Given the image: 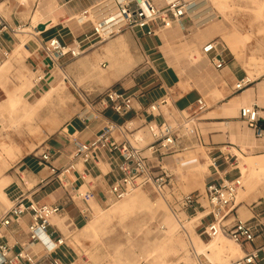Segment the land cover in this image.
<instances>
[{
	"label": "crops",
	"instance_id": "obj_1",
	"mask_svg": "<svg viewBox=\"0 0 264 264\" xmlns=\"http://www.w3.org/2000/svg\"><path fill=\"white\" fill-rule=\"evenodd\" d=\"M107 1L113 3L111 12H118V6L123 1L129 0H0V17L8 26V29L0 34V64L3 61V52L10 55L22 45L27 49V38L21 40L18 38V34L21 36L24 35V31H29L38 45L35 50L23 58L25 67L34 75V81L35 75H42V80L39 83H34L28 100L40 97L54 85L58 87L62 83L65 89H67V84L72 85L85 98L84 104L79 106L75 114L63 120L57 130L47 136L39 146L36 145L33 150L23 155L21 147V157L15 165L14 175L8 176L11 181L4 189L10 206L21 195H25L28 200L38 204H60L63 206V214L52 218L50 226L47 228L52 243H55L59 238L64 240L63 244L51 255V258L58 259L61 264H78V261L72 239L66 237L60 227L65 223L66 228L71 231L82 227L80 231L84 234V229L91 223L84 226L88 219L87 216L92 215L95 211L96 214L103 213V210L111 206L114 201L110 198L108 190L121 177L118 169L121 156L105 149L100 150L95 159L88 163L78 162L76 172L66 175L61 184L51 177L47 165L40 162V155L48 151L51 155L50 162L55 168L59 169L65 166L75 152V142L78 144L90 143L102 129L104 119L117 123H122L124 120L132 121L133 124L138 123L139 127L153 119L156 124L166 123L177 128L179 131L176 132L177 140L173 151L162 156V164L168 171H170V167L183 162L185 155L195 153L196 144L205 151L209 161L213 158L217 160L216 171L220 176L230 173L229 168L233 163L231 161L236 157L233 154V149L246 157L264 156V136L255 138L252 130L239 117V109L251 104H256L260 115L264 117V78L261 81L256 79L244 90L237 91L235 86L247 77V73L235 65L234 59H230L231 53L224 54V51H219L218 44L212 40L206 42L202 48L208 43H214L216 50L206 55L202 53L204 55L202 58L197 56L198 60L194 63L198 65L202 61L200 66L193 64V61L190 62L192 68L189 70L188 80L185 79L182 70L179 71L175 64L169 62L167 53L160 49L161 44L166 45L167 43L166 36L161 37V33L148 37L141 30H126L105 45L102 51L125 43L132 53L131 44H134L139 46L145 55L147 54V61L144 62L145 67L140 74L127 79L122 86H119L131 93L144 89L143 97L134 103V111L124 119L119 118L110 110H103L100 105L91 104L96 96L113 87L120 80H111L105 83L99 79L89 78L90 80H86L84 78L88 77L86 75L88 62L99 59V52H90V49L96 45H88L80 59L67 57L61 61L62 69L59 71L62 76L53 78L55 69H51L50 61L41 52L42 41L53 36H60L65 45H72L73 41L77 42L84 36L91 35V22L81 21V23L76 17L96 9ZM96 19V22L102 21L100 17ZM192 24L193 22L186 14L181 23L173 26L171 31L178 28L188 30ZM121 27L122 23L118 29ZM140 35L153 40L154 44L145 48ZM154 54H157V57H152ZM213 58H217L223 63L221 69L217 70L213 66L211 62ZM103 64L106 65V63ZM208 66H210V71L215 72V75L206 82L201 72ZM148 73L149 75H147ZM144 75L145 78L140 80V77ZM51 78L53 80L48 82ZM49 86L51 87L49 88ZM0 90L2 91V88ZM55 97L56 95L49 103ZM162 98L169 100V104L162 106L159 114L151 118L146 114L148 107ZM199 99L203 100L205 110L196 113L197 100ZM6 101L7 99L0 101V105ZM5 108L4 114L15 113L10 105ZM97 112H101V116H96ZM193 114L198 117H192ZM191 122L199 125L193 129V136L189 135L192 128ZM69 126L73 128V134L68 133ZM137 134L140 135L141 131H138ZM230 149L233 153L230 152ZM144 150L143 148L142 156L149 157V152ZM151 160L147 161V166L157 175L159 173L157 162ZM82 173L86 175V182L80 179ZM214 173L213 169L208 168L207 179H214ZM212 175L214 176L212 177ZM87 181L89 182L87 183ZM79 193L84 194L82 198L77 197ZM69 197H72L73 202L69 201ZM147 201L143 196L135 195L128 201L125 199V202L119 207L113 208V211L129 210L142 202L143 208H147ZM0 203L1 218L10 206L5 210V205ZM172 217L181 223L179 217L176 215H172ZM61 219H65L66 222L62 223ZM30 221V215L25 214L18 223L11 224L3 232V241L13 248L12 253L23 248L32 252L36 264H49L43 258L45 252L43 245L28 243L27 226ZM251 248L252 246H245L241 249L248 251ZM33 249H37L39 252L34 253ZM134 262H137V259L127 254V264H134Z\"/></svg>",
	"mask_w": 264,
	"mask_h": 264
},
{
	"label": "rangeland",
	"instance_id": "obj_2",
	"mask_svg": "<svg viewBox=\"0 0 264 264\" xmlns=\"http://www.w3.org/2000/svg\"><path fill=\"white\" fill-rule=\"evenodd\" d=\"M187 1L190 4L188 9L190 10L193 2L197 1L196 3H201L204 0ZM205 2L203 11L198 15L201 17L193 22L196 27L192 24L188 30L178 28L174 31L168 29L161 32V37L166 36L167 43L166 45L161 44L160 49L167 53L169 62L175 64L179 71L182 70L183 74L186 75H184L185 79L188 80L187 76L189 75L190 68H192L190 63L192 61L189 59L190 55L194 58L197 56L202 58L204 56L202 54V46L212 40L218 44V50L224 51V54L231 53L229 46H233L237 50L238 58L236 59L231 53L232 55H229L230 59H234L235 65L243 69L251 79H260L261 81L264 78V0H226L228 6L226 10H219L216 0H206ZM118 36L119 34L103 44L95 46L90 52L97 51L102 54L103 47ZM20 37V34H18V38ZM140 38L145 48L154 44L153 40L144 38L142 35H140ZM31 39L34 40L35 46L38 47L35 38ZM131 49L132 55L134 53V59L139 61L135 65L138 67L132 69L128 75L126 74L114 86H122L127 79L139 75L145 67L144 62L147 61V54L145 55L140 47L134 44H131ZM17 56L16 50L0 64V88H2V91L0 90V101L7 99L4 103L5 107L9 105L13 107L15 113L11 114V116L15 119L19 117L18 129L21 132L17 137L16 134L12 133L11 124L9 123L11 119H7V122L3 121V130H0V145L3 142H7L18 146L20 150L22 147V153L25 154L33 150L36 145L39 146L47 136L56 131L63 120L75 114L79 106L84 104L85 98L72 85L67 84V89L64 88L59 92L55 99L51 103H48L43 110L36 112L29 118H24L22 114L29 109L30 105L35 103L39 96L35 99L30 98L29 101L30 95L24 98L20 94L23 83L27 80L33 82L34 75L25 67L24 57L16 62ZM152 57H157V54H154ZM80 58L81 56L77 59ZM192 63L197 65L194 62ZM198 65H202V61ZM54 69L53 78L61 77L59 68L56 67ZM60 69H62L61 65ZM210 70V66H208L206 70L201 72L206 82L215 75V72ZM260 74H262V77L258 76ZM37 76L42 75H35V77ZM84 78L90 80L89 77ZM144 78L145 75L140 77V80ZM52 80L51 78L48 82ZM16 90L18 92L14 100L12 94ZM167 101L169 104V100ZM5 107L1 108V114H4ZM195 116L196 114L192 115V117ZM177 118L179 117L177 116ZM138 125V123L133 124V128H137V130L133 132V136L129 137V140L134 146L142 148L149 144L152 139L144 125L140 127ZM191 126L189 135L193 136V129L199 125L196 123ZM138 131H141V135L144 137V143L141 145L134 141V134ZM195 147V153L185 155L183 162L181 161L177 166L169 168L171 177L165 185L162 194L157 193L149 185L132 192L130 198H125L128 201L135 195H141L148 200L147 208H143L142 202V204L140 203L129 210L113 211V208L122 205L125 199L114 201L109 208L103 210V213L96 214L95 211L92 215L87 216L88 219L84 226L89 222H91L92 226L84 234L80 231L82 227L71 231L66 228V223L61 227L58 225L66 237L72 239L78 264H127V254H130L133 258L135 257L137 261H140L139 258H143L144 261L142 260L140 264H184L186 261H191V258L188 260L179 259L181 256L175 257L172 252L168 256H164L163 251L156 250V248L160 243L158 239L159 233L162 231L160 226H164L165 229L172 231V233H177L175 240H180L181 247L189 244L187 235H189L192 241L197 238L201 239L204 243L210 241L206 234H204V227L209 219L195 221V218L200 213H203L202 209L197 208L195 211H185L176 201L191 193L196 195L203 194L205 185L210 181L207 179L210 161L205 151L199 145L196 144ZM230 152H232L231 149ZM0 155V177H12L16 169L15 165L21 156L15 157L14 161H10L6 152L1 148ZM237 158L239 157L236 156L231 161L234 164L229 168L230 173H228V177L241 176L240 168L248 167V164L243 159L239 158L237 160ZM194 162L204 164L207 171L201 174L195 166L191 165ZM249 162L255 163L253 158H249ZM9 180L11 181V179ZM243 189L239 191L236 198V202H242V207L239 205L237 208L241 219L248 220L251 218L252 213H260L264 222V178L249 181L248 186L243 182ZM199 202L202 206L206 205L203 200ZM9 206V203L6 204L5 210ZM172 215L179 217L181 227H178L177 221ZM60 221L62 223L66 222L65 219H61ZM168 222L171 223L170 226ZM200 223H202V226H200ZM262 241H264V237L258 242L261 243ZM33 252L37 253L39 251L33 249ZM200 261H204L202 257H200Z\"/></svg>",
	"mask_w": 264,
	"mask_h": 264
},
{
	"label": "built area",
	"instance_id": "obj_3",
	"mask_svg": "<svg viewBox=\"0 0 264 264\" xmlns=\"http://www.w3.org/2000/svg\"><path fill=\"white\" fill-rule=\"evenodd\" d=\"M188 9L187 0L123 1L118 6V15L122 27L117 31H112L108 36H104L100 25L93 24L92 34L84 36L82 40L77 42L73 41L72 45H65L60 36H53L42 41L41 52L54 68L60 66L61 61L67 57L77 59L82 56L86 46L98 45L125 30H141L145 36H156L164 30L171 29L175 24L181 23ZM81 16L85 19L83 22H91L92 24V21L88 19V12H84ZM7 29V24L0 17V34ZM215 50L216 45L208 43L202 48V53L206 55ZM8 56L7 52L2 53L3 60H6ZM211 62L217 70L223 67V63L217 58H213ZM41 80L42 78H39L37 83ZM251 83L245 77L235 86V89L242 91ZM143 90L139 89L131 93L122 87L113 86L96 96L91 104L100 105L103 110H110L119 118L124 119L134 111V103L143 97ZM167 104V99L162 98L157 103L150 105L146 114L154 118L159 114L160 108L167 106ZM204 110L203 100H197L196 113H201ZM96 116H101V112H97ZM239 117L252 130L255 138L264 136V117L260 115V110L256 104L241 107ZM144 127L152 141L144 147L138 148L129 140V137L133 136V132L137 130V128H133L132 121L124 120L122 123H117L104 119L102 129L90 143L78 144L75 142L76 149L68 164L59 169L55 168L50 162L51 155L48 151L40 155V162L47 165L51 177L62 184L66 175L76 172L78 162L86 164L95 159L100 150L105 149L121 156L118 167L121 177L108 190L113 201H121L135 190L149 185L157 193L162 194L171 177L170 172L162 164V156L171 152L175 147L177 128L166 123L156 124L153 119L145 122ZM143 148L149 152V157L142 156ZM151 159L157 162L159 171L157 175L154 174V170L147 166V161ZM233 164L230 166L232 167ZM209 167L214 170L215 178L205 185L204 193L185 195L180 200H176L177 204L185 211L202 209L204 214L200 220L209 219L204 227V234L209 239L218 235H225L242 248L252 246L250 250L244 251L240 259L231 264H264V241L258 244V241L264 237V222L260 213H252L248 220H242L238 213L236 197L243 186L241 176L228 177L227 174L220 176L216 171L217 160L215 158L211 159ZM80 179L86 182V175L82 173ZM83 195L79 193L77 197L82 198ZM200 200H203L206 205L202 206ZM69 201L73 202L72 197H69ZM63 211L64 208L60 204H38L28 200L25 195L18 196L13 205L0 218V264H36L35 256L31 251L21 248L18 252L12 253L13 248L3 241V232L11 224L18 223L25 214H29L31 218L27 226L28 243L30 245L42 244L45 251L43 258L49 264H61L58 259L51 258V255L63 244L64 240L59 238L55 243H52L47 228L50 226V220L56 216H61Z\"/></svg>",
	"mask_w": 264,
	"mask_h": 264
},
{
	"label": "bare ground",
	"instance_id": "obj_4",
	"mask_svg": "<svg viewBox=\"0 0 264 264\" xmlns=\"http://www.w3.org/2000/svg\"><path fill=\"white\" fill-rule=\"evenodd\" d=\"M205 1L206 0L202 1L204 3L202 2L196 3L197 1L195 3L194 2L192 3L193 5H191L192 6L191 9L187 10V16L190 21L194 22L196 19H199V17H201L198 15L200 12L203 11V6L206 3ZM216 1H217V6L219 10H226L228 8L226 0H216ZM112 8H113L112 1H107L104 4L100 5L99 7H97L96 9L88 11L89 16H90L89 18H91L95 24L100 25L102 29V34L104 36H108L112 31H117L118 26L121 24V21H120L121 19H119L118 12H111ZM99 17L102 18V21L96 22L97 20L96 18H99ZM76 19L79 20L80 22L85 20L83 16L81 15L76 17ZM91 19L89 20L91 21ZM26 38L28 41V45H27L28 47L26 49L22 45L17 50L18 56H17L16 62H18L21 58L27 56L31 51L37 48L35 46L34 40L32 39L30 40L32 36L30 35L29 31H24V35H21L20 37L21 40H24ZM103 43L104 42L98 45H101ZM229 49L231 50V53L237 59L238 58L237 50L233 48V46H229ZM133 55L131 51L127 48V44L125 43L117 44L113 46L112 48L104 50L103 53L99 55L98 60L94 62H88L89 64L86 69V75L91 79H99L105 83H108L111 80H119L123 78L126 74H128L133 68H135V65L137 64L138 61L134 59ZM189 59L193 62L198 60L197 57L194 58L191 55ZM103 63H106V65H104ZM56 67L60 69V66H56ZM261 75L262 74L258 76H261ZM39 78H42V76H37L35 78V81L33 82L30 80H27L23 83L20 89V94L24 98L28 97L31 94V89L34 83L35 84L37 83ZM246 79H248L250 82L254 81L249 76H247ZM64 88L65 87L63 83L61 86L52 87L48 92L41 95L33 105H30L29 109L24 114H22V116H24V118H29L36 112H39L49 103V101L52 99L53 96L57 95ZM17 90L12 94L14 97V100L17 97V92H18ZM4 106H5L4 103L0 105V130H3V126H2L3 121L7 122V119L8 120L11 119L9 123L11 124L12 133L16 134V136L18 137V135L21 132L18 129L19 128L18 126L19 117L15 119V118H12L11 114H1V108ZM191 123L193 124V122ZM134 135H135L134 141L136 143H138L139 145L144 143V137L141 134L138 135L136 133ZM0 148L6 152L10 161H14L15 157H18L21 155L20 148L10 143L3 142L0 145ZM233 152L236 154L237 157L243 159L245 163L248 164L247 168H240L242 184L244 182L246 186H248L249 181H254L256 179L264 178V156L246 157L242 153L237 152L235 149H233ZM249 158H253L255 163L249 162ZM0 159H1V155H0ZM191 165L195 166L201 174H204L207 171L206 166L200 162H194ZM9 183H10V180L8 179V177L6 176L0 177V202H2L4 205L9 203L4 193V189L9 185ZM242 189H243V186H242ZM128 197H130V195L127 196L126 198ZM236 204L239 206L242 204V202H236ZM203 214L204 213L202 214L200 213L199 216L195 218V221H199V219L203 216ZM168 224L170 226L171 223L168 222ZM177 225L178 227L180 226V223H178V221H177ZM91 226L92 224L90 223L84 229V233L87 232V230H89ZM160 229L162 230L161 233H159V237H158V239L160 240L159 241L160 243L157 246L156 250L157 249L162 250L164 256H168L169 253L172 252L175 257L181 256L179 259H182V260H188L189 258H191V261H186L184 264H229V262L233 260L235 261V260L240 259L244 254V250L241 249L242 247L234 243L232 240H230L225 235L215 236L211 238L208 243H204L199 238L192 241L189 235H187L189 244L181 247L180 240L179 239L178 241L175 240L177 233H172V231H168L167 229H165L164 226H160ZM200 257H202L204 261L201 262ZM139 260L140 261L134 262V264L136 263L139 264L142 260L144 261L143 258H139Z\"/></svg>",
	"mask_w": 264,
	"mask_h": 264
},
{
	"label": "water",
	"instance_id": "obj_5",
	"mask_svg": "<svg viewBox=\"0 0 264 264\" xmlns=\"http://www.w3.org/2000/svg\"><path fill=\"white\" fill-rule=\"evenodd\" d=\"M40 28H42V26H40ZM67 131L69 134H73V128L71 126L67 128Z\"/></svg>",
	"mask_w": 264,
	"mask_h": 264
}]
</instances>
